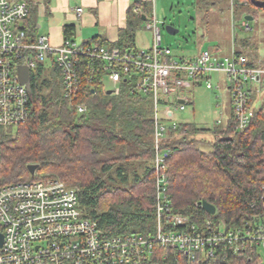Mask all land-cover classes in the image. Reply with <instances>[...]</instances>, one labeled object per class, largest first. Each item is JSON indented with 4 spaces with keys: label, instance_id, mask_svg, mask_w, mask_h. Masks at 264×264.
<instances>
[{
    "label": "trees",
    "instance_id": "trees-1",
    "mask_svg": "<svg viewBox=\"0 0 264 264\" xmlns=\"http://www.w3.org/2000/svg\"><path fill=\"white\" fill-rule=\"evenodd\" d=\"M263 1L235 0V5L264 7L256 4ZM137 6L147 11L151 2L131 6L126 28L114 46L133 47L135 31L143 23V13L134 10ZM30 9L19 27L35 41L37 10L32 4ZM74 29L65 26L66 38H72ZM237 53L243 54L240 49ZM84 64L80 94L72 101L64 96L60 69L52 56L32 72L31 113L1 135L0 187L19 180L57 178L78 188L79 208L105 236L154 232L152 100L132 92L129 79L119 94L110 93L101 75L87 76ZM79 104L86 110L80 112ZM234 124L231 112L225 125L213 128L214 139L208 141L196 136L203 128L179 122L162 144L171 150L167 158L170 205L190 216L200 229L207 219L226 228L258 219L264 223V108L255 112L244 131L234 133ZM205 143L210 144L208 150ZM30 164H38L34 175ZM203 200L216 207L215 214L202 207ZM194 264H264V251L247 246L234 253L222 245L216 257Z\"/></svg>",
    "mask_w": 264,
    "mask_h": 264
},
{
    "label": "built area",
    "instance_id": "built-area-1",
    "mask_svg": "<svg viewBox=\"0 0 264 264\" xmlns=\"http://www.w3.org/2000/svg\"><path fill=\"white\" fill-rule=\"evenodd\" d=\"M231 4L235 6V0ZM30 10L26 0H0V158L3 131L24 122L32 109V93L19 78L20 65L29 66L32 73L52 56L60 69L64 96L71 101L80 94L82 63L87 76L101 75L111 93L119 94L129 79L131 91L149 96L153 103L156 226L148 234L105 236L79 208L78 188L57 178L19 180L0 187V264H194L216 257L222 245L234 253L247 246L264 251V223L259 219L237 228L215 226L207 219L200 229L190 216L173 210L167 192L171 150L162 146L169 130L179 127V122L169 119L173 110L163 118V104L177 97L174 109H185L187 97L181 90L192 83L221 92L225 82L235 120L233 131L248 128L255 112L264 108L263 62L235 50L223 57L208 49L176 56L170 47H163L155 15L154 22L148 23L153 32L149 48L126 50L73 38L53 46L47 35L31 41L19 27ZM83 12V7L77 8L78 16ZM78 108L86 110L84 104Z\"/></svg>",
    "mask_w": 264,
    "mask_h": 264
},
{
    "label": "rangeland",
    "instance_id": "rangeland-1",
    "mask_svg": "<svg viewBox=\"0 0 264 264\" xmlns=\"http://www.w3.org/2000/svg\"><path fill=\"white\" fill-rule=\"evenodd\" d=\"M150 2L151 6L146 12L147 19L143 20L141 27L135 31L133 47H151L153 32L148 23L154 22L155 11L158 25L161 27L162 45L170 47L176 56H193L208 49L223 57L230 55L235 47L249 58H257L264 64V7L232 6L231 0H150ZM85 10L88 13L92 12L90 7H85ZM246 15H252L254 18L246 20ZM244 22L250 26L248 30L243 25ZM167 25L173 26L178 32L170 33L166 29ZM78 26L81 30V23H78ZM95 26L101 31L105 28V23L100 21ZM45 27L42 26L43 29L40 28V31L42 32ZM125 28L120 30V34ZM86 32L91 33L88 30ZM213 79L216 80V77ZM181 95L187 97L186 108L174 109V104L179 99L174 97L172 103L163 104V118L168 111L173 110L174 115L169 119L203 128L204 130L196 134L199 139L204 138L208 141L214 139L213 128L225 125L232 111L230 94L225 82L222 83L221 92L208 89L205 84L196 86L192 83L190 87L181 90ZM219 120L221 124H218ZM209 147L210 144L205 143L204 149L208 150Z\"/></svg>",
    "mask_w": 264,
    "mask_h": 264
},
{
    "label": "crops",
    "instance_id": "crops-1",
    "mask_svg": "<svg viewBox=\"0 0 264 264\" xmlns=\"http://www.w3.org/2000/svg\"><path fill=\"white\" fill-rule=\"evenodd\" d=\"M26 1L29 3V5L32 4L37 10V37L41 35H47L49 37L50 43L53 46H60L66 38L64 30L65 26L73 25L75 28L73 31L74 35L72 36L73 39L82 43L84 42L95 44L100 42L99 44L105 45L107 47H119L114 46V44L119 40L120 30L127 25L128 10L131 8V6H133V4L138 1L150 2V0ZM80 7L84 8V12L81 16H78L77 8ZM85 7H90L92 12L88 13L87 10H85ZM135 8H139V11L143 13V15H145L147 19V11H144L140 6H137ZM153 15H155V11ZM77 20H79V22H77ZM100 21L102 23H105V28H103V30L101 31H99L95 26L97 25V23H100ZM78 23H81V30L79 29ZM106 24H108V26ZM42 26L46 27L41 32L40 28H42ZM87 30L91 33H87ZM120 48L129 50L137 47L125 46ZM234 50L237 51V48L235 49V47H233L232 53Z\"/></svg>",
    "mask_w": 264,
    "mask_h": 264
},
{
    "label": "water",
    "instance_id": "water-1",
    "mask_svg": "<svg viewBox=\"0 0 264 264\" xmlns=\"http://www.w3.org/2000/svg\"><path fill=\"white\" fill-rule=\"evenodd\" d=\"M256 4L258 6H264V1L263 2H256ZM253 18L254 17L252 15H246L245 16L246 20H252ZM143 19H146L145 15H143ZM166 29L172 34L178 32V30L175 29L171 25H167ZM18 71H19V78H20L21 83L25 84L27 86L28 90L32 93V86H31V75H32V73H31L30 67L27 65H20L18 67ZM109 92L111 93L112 91L109 90ZM184 101H185L184 99L179 100V102H184ZM168 115H169V117L173 116L172 112H169ZM28 169H29L30 173L32 175H34L36 173V170L38 169V164H30V165H28ZM200 204L208 213H210V214L216 213V207L214 205H212L211 203H209L208 201L203 200L200 202ZM2 243H3V235L0 233V246L2 245Z\"/></svg>",
    "mask_w": 264,
    "mask_h": 264
}]
</instances>
